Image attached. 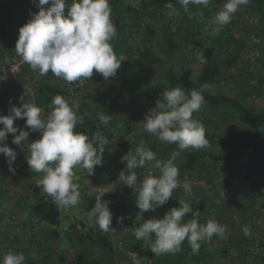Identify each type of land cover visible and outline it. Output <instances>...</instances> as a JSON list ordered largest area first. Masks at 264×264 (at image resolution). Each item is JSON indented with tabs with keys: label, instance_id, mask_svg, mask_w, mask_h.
I'll return each mask as SVG.
<instances>
[{
	"label": "rangeland",
	"instance_id": "1",
	"mask_svg": "<svg viewBox=\"0 0 264 264\" xmlns=\"http://www.w3.org/2000/svg\"><path fill=\"white\" fill-rule=\"evenodd\" d=\"M72 2L73 0L71 4ZM225 2L226 0H211L207 8L197 6L196 9H193L190 4L188 12H185L181 5H173L174 9H168L165 5H157L154 8H148L135 21L124 15L125 24L123 29L119 30L116 8L112 0H109L112 9L111 19L117 29V37L113 41L121 42L120 54L122 56H131V60L128 63L122 62L121 66L135 78V88L139 89L138 86L149 84L154 80L155 82L162 80L166 68H162L160 60L166 59L167 55L161 47L169 34L180 45L178 65L188 67L196 62L198 51L190 44H183L182 39L187 32L185 31L187 25L197 17L193 24L191 23L193 26L191 41H200L205 46L221 43L226 54L234 53L240 46L239 44H242L239 63L235 68L237 77L230 79L225 85L229 94L240 91L244 104L263 110L264 19L253 0H249L247 5L240 7L231 22L219 34H213L212 27L214 26L209 24L211 19L205 18V10H214L216 13L222 9ZM119 4L121 12L125 13L126 6L138 7L139 0H120ZM38 11L36 3L26 4L15 10V23L9 31L13 44L6 52L2 50L4 39L0 37V57H3L0 58V69L7 73V78L0 85V92L5 93L0 98V115H8L12 105L19 107L20 97L25 92H31L33 96L24 95V100L29 99L30 102L35 103L38 100L37 87L46 82L49 74L40 76L15 52L20 27ZM187 14L190 16L188 20L185 19ZM17 63L19 64L17 70H14L13 66ZM2 74L4 73H0ZM51 78H49V94L59 92L58 89L62 87L71 88L76 94L72 99L66 98L65 100L77 116H93L105 105L107 90L101 85L86 79L68 84L55 76ZM76 88L78 89L75 90ZM155 107L156 103H148L140 96H134L116 111L117 114L114 113L112 116V118L118 116V118L131 121L132 131L122 127L121 123H118L116 127L100 126L99 129L95 123L90 130L93 134L100 131L101 135L109 141L123 138L125 141L132 142L131 151L133 152L143 142L144 147L151 149L157 159L167 160L174 151H179L178 146L158 141L142 126L148 110ZM47 111L48 109L42 108V115L46 116ZM195 115L207 131L221 127L222 123H219V119L224 115L228 118V122L221 127L223 133L241 132L246 129L239 115L230 107L204 105ZM13 126L28 131L24 119L15 120ZM0 127L3 126L0 125ZM18 134L19 131L16 135ZM39 138V132L30 131L28 143ZM12 140L13 134H9L5 143L17 152L16 161L12 165L15 172L9 171L5 157L0 154V258L8 252H23L26 264H57L61 256L73 261L78 253L84 250V242L90 241L88 234L96 237L99 231L98 226L89 217L88 211L95 204V195L102 188L107 187L111 192L105 194L102 200L111 201L109 208L113 217L110 227L115 230L113 232L110 230L107 235L104 233V238L112 247L109 250L111 251L110 258L115 261V264H127V261L135 264V260L143 254L126 252V245L133 235L135 226L141 225L143 219L161 217L166 212L165 208L170 210L172 207H179V199H185L189 203L193 200L202 205L203 210L200 213L199 223L206 224L211 219L227 226L225 239L213 236L211 241L202 242L198 254H192L185 240L181 245V251L185 254L183 264H264V139L262 138L252 141L249 149L241 157L242 167L230 177L223 166L210 164L205 158L201 159L196 168L189 171L180 170L178 159H176L175 163L179 169L178 180L181 186L173 192L167 204L157 208L155 212L144 213L143 219L133 218L139 209L135 203L136 193L131 188V193L126 194L128 201L125 205L120 202L121 197L113 202V196L127 187L118 179L120 172L126 167V161L121 162V157L127 152L120 149H105L102 166L95 167L94 175L88 176L82 169L74 170L80 177L77 183L80 185L81 199L77 206L62 209L61 225L52 226V229L59 230L61 233L59 239L55 240L49 238L44 226L38 224L33 218V206L46 199L36 186V181L41 178V174L30 170L26 162V152L13 144ZM18 160L23 164H18ZM18 165L22 166L20 172L17 169ZM146 170L159 175V171L150 166L138 168L135 171L141 178ZM186 182L192 187L190 195L185 194L182 187ZM26 187L31 188L27 210L25 203H22L26 195ZM36 187L39 189L38 192L34 190ZM118 217H124L122 223L118 220L114 221ZM244 226L250 228V235H244L242 231ZM92 228H94L93 231ZM80 232L84 233L86 241L80 239L82 235ZM32 253H35V259ZM172 255L169 253L159 255V257L168 258ZM141 264H151V262L143 260Z\"/></svg>",
	"mask_w": 264,
	"mask_h": 264
},
{
	"label": "clouds",
	"instance_id": "2",
	"mask_svg": "<svg viewBox=\"0 0 264 264\" xmlns=\"http://www.w3.org/2000/svg\"><path fill=\"white\" fill-rule=\"evenodd\" d=\"M185 12L189 5L207 8L211 0H178ZM249 0H226L221 10L215 13L209 24L213 34H219L228 25L234 14ZM50 5L45 8L44 6ZM37 13L19 29L15 52L33 71L44 76L51 72L68 84L91 79L99 74L107 81L117 75L124 57H118L111 41L117 37V29L111 19L109 0H73L71 5L67 0H38ZM67 7V11H66ZM168 9H174L170 2L165 4ZM190 14V13H189ZM200 64H206L203 53L197 54ZM0 80L7 78L6 72L0 69ZM201 90L185 91L180 87L166 89L163 100L156 101V107L148 110L143 121V129L158 141L176 144L179 151H174L167 160H159L156 154L144 147L143 142L136 147L135 152L129 151L121 157L126 161L125 169L119 174V181L136 193V207L139 211L136 218L143 219V214L155 212L172 198L173 192L180 187L179 169L175 163L177 157L185 150H201L208 146L206 130L201 122L193 119V113L198 112L205 102ZM24 95L32 97L33 93ZM20 97V106L12 105L8 115H0V154H3L9 166V171L16 161L17 152L5 141L13 134L12 143L26 152V162L30 170L41 174L36 186L46 199L58 209H69L77 206L81 199L80 177L75 169H82L88 176L94 175L96 166H102L105 146L108 138L100 131L89 135L75 131L78 125L84 124V119L77 116L69 103L61 96H52L47 105L46 116L42 108L35 103ZM11 104V100L9 101ZM17 119L25 120L28 131L14 127ZM96 124L106 126L111 115L99 113ZM19 131V134L16 133ZM30 131L39 132L40 138L28 143ZM23 142V144H22ZM150 166L157 169L159 175H146L141 179L138 168ZM185 194H191L189 183L183 184ZM109 188H102L95 195V204L88 215L102 233L111 229L113 214L109 205L111 201L102 200ZM179 207H172L162 218L152 217L134 229L136 240H143L149 245L154 255L175 254L181 251V245L186 240L192 254H198L201 243L211 241L213 236L226 238L227 226L215 220L206 224L199 223L200 211L193 212L192 206L185 199L178 200ZM192 213V219L184 217ZM124 217H118L123 222ZM244 235H250V228L244 226ZM35 259V253H32ZM0 264H26L23 252H8L0 258ZM135 264H141L137 258Z\"/></svg>",
	"mask_w": 264,
	"mask_h": 264
},
{
	"label": "trees",
	"instance_id": "3",
	"mask_svg": "<svg viewBox=\"0 0 264 264\" xmlns=\"http://www.w3.org/2000/svg\"><path fill=\"white\" fill-rule=\"evenodd\" d=\"M221 1V0H217ZM38 0H17L15 2H10L8 0H0V37L4 39L3 52H6L13 44L12 37L10 36V28L14 26L15 23V10L24 7L29 3H37ZM169 0H139L138 7L132 5L126 6L124 12L120 9V0H112L114 7L116 8L118 29L122 30L124 23V15L131 17L132 20H137L141 15L144 14L148 8H154L157 5H165ZM174 6H179L178 0H170ZM256 4L258 11L260 12L262 18L264 19V0H253ZM67 4L71 5V0H67ZM50 7V5H48ZM193 9L197 8V5H192ZM67 11V7H66ZM215 15L214 10H205V18L212 19ZM190 16L187 14L185 19L188 20ZM194 18V17H192ZM197 17L193 20H196ZM192 21V20H191ZM193 22H191L193 24ZM189 23L185 31L186 34L183 36L182 43L192 45L198 53H203L207 60L206 64L201 65L199 60L192 66H179L178 56H179V43L172 37L171 34L167 35V39L163 42L161 49L166 53V59H161L162 68H166L162 80L158 82L152 81L149 84H143L138 86L136 89L135 78L131 76L125 69L121 66L117 70V75L115 77H110L107 81L103 77L94 72L91 79H86L87 81L94 82L101 85L107 94L105 98V105L102 109L97 111L93 116L86 115L82 117L84 119L83 125H78L75 131L83 132L91 138L93 133L91 128L95 123H98L97 116L99 113H107L111 115V120L108 124L109 127H116L118 123H121L122 127L127 128L128 131H132V123L129 120H124V118L113 117V114H117L119 108L132 100L134 96H140L145 102L156 103L157 100H163V92L166 89H172L180 87L185 91L192 89L201 90L203 85H207L206 91L202 94L205 97L204 105L211 106H222L230 107L238 115L241 122L246 126V129L241 132L233 133H223L222 126L227 124L228 118L226 115L219 119V123L222 126L217 127L215 130H206V139L208 140V146L201 150H185L181 152L178 156V166L180 170L189 171L196 168L200 163L202 158L210 164L221 165L225 168L226 173L230 176L234 175L237 170H239L243 162L241 157L249 149L252 141H258L261 138L264 139V109L259 110L256 106L246 105L242 102V95L240 91H234L233 94L228 93V89L225 85L230 79L237 77L236 66L239 63L241 45L236 49L234 53L226 54L223 49V45L216 44L205 46L202 42L193 40L191 41L192 25ZM168 28V26L166 27ZM169 30V29H168ZM169 32V31H168ZM6 41V42H5ZM114 51L118 57L122 56L120 54V43L119 41H111ZM222 45V46H221ZM124 63H128L131 60V56L123 55ZM3 58L2 56L0 57ZM54 75L49 72L47 75L46 82L37 87L38 89V100L36 105L41 108H46L48 103H50L52 96L60 94L64 99H72L76 95L72 92L71 88H59L54 95L48 93L49 78ZM76 88L75 90H77ZM3 91L0 92V98L4 95ZM200 111V110H199ZM197 112L193 113V119L200 121L199 118L195 117ZM118 118V119H117ZM113 119V120H112ZM132 147V142L125 141L123 138L111 139L109 143L105 146V149H120L124 152H129ZM18 164L22 163L20 160L17 161ZM23 164V163H22ZM21 164V165H22ZM18 165L17 169L20 172L22 166ZM35 192L39 189L36 187ZM26 195L22 199V203H25L26 210L29 205L28 195L31 191L30 187L25 188ZM131 193V189L126 187L118 194H115L112 198L115 202L118 198H122L120 202L126 204L128 199L127 195ZM131 200V199H130ZM28 204V205H27ZM193 212L199 210L200 213L203 210L202 205L193 201L190 203ZM33 218L36 219L37 223L44 226L48 233V237L51 239H59L61 233L59 230L52 229V226H60L62 222V209H58L55 205L51 203L50 200L45 199L33 206ZM165 211H169L165 208ZM165 212V213H166ZM164 213V214H165ZM136 216H133L135 218ZM163 215L160 217L162 218ZM192 213L187 214L184 220L187 221L192 219ZM117 219H114L116 221ZM135 220V219H134ZM200 220V216L198 217ZM139 225V224H138ZM140 226V225H139ZM138 227V226H137ZM136 228V226H135ZM134 228V229H135ZM92 231L94 228L91 229ZM81 240L86 241V236L84 233L80 232ZM108 232L105 234L107 235ZM104 233L100 230L98 231L96 237L88 234L90 241L84 242L85 248L82 252L78 253L77 257L70 261L67 257L61 256L57 261V264H115L114 260L110 258L111 255V245L105 241ZM106 244V246H105ZM128 253L138 252L143 255L139 258L141 262L143 260H148L151 264H183L185 254L179 251L172 255V257H159L154 255L150 249L149 245L143 240H136L134 234L129 238V242L126 245ZM123 258V257H122ZM127 264H134L131 261H127Z\"/></svg>",
	"mask_w": 264,
	"mask_h": 264
},
{
	"label": "built area",
	"instance_id": "4",
	"mask_svg": "<svg viewBox=\"0 0 264 264\" xmlns=\"http://www.w3.org/2000/svg\"><path fill=\"white\" fill-rule=\"evenodd\" d=\"M18 63L17 64H15L13 67V69L14 70H17V67H18ZM2 75H5V73L4 74H2ZM6 76H7V73H6ZM3 82V80H0V85H1V83ZM153 172V171H152ZM151 172V170H146L145 171V173H143L142 175H141V179H143V177L144 176H146V175H149V174H152V175H154L153 173ZM116 224H114V227L116 228V226H115ZM113 228V227H112ZM115 229H112V232L114 231Z\"/></svg>",
	"mask_w": 264,
	"mask_h": 264
},
{
	"label": "crops",
	"instance_id": "5",
	"mask_svg": "<svg viewBox=\"0 0 264 264\" xmlns=\"http://www.w3.org/2000/svg\"><path fill=\"white\" fill-rule=\"evenodd\" d=\"M50 78H51V77H50ZM51 79H52V78H51ZM52 95H54V94H52ZM36 102H37V101H35V104H36Z\"/></svg>",
	"mask_w": 264,
	"mask_h": 264
}]
</instances>
